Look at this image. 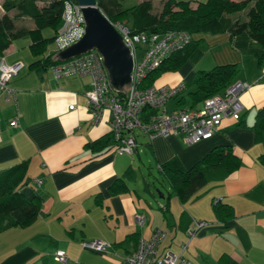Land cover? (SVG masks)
Segmentation results:
<instances>
[{
    "label": "crops",
    "instance_id": "1",
    "mask_svg": "<svg viewBox=\"0 0 264 264\" xmlns=\"http://www.w3.org/2000/svg\"><path fill=\"white\" fill-rule=\"evenodd\" d=\"M4 1L0 0V16ZM44 1L35 4L42 7L49 2ZM17 13L16 8L8 11L16 28L36 27L31 17ZM40 33L44 38L54 35L50 27ZM202 38L179 68L162 73L154 85H184L166 105L173 110L187 99L190 102L187 94L194 86L188 84L197 71L236 63L235 80L249 84L240 95L239 120L226 117L213 135L193 143L181 135L149 140L135 131L137 146L131 155L114 151L113 138L99 151L87 146L111 134L107 121L93 122L87 110L90 76L57 78L49 67L33 70V37L11 39L0 52V59L4 56V62L17 70L7 82L12 92L0 91V171L26 161V180L43 200L30 225L0 233V264H118L134 251L139 238H149L155 228L164 231L158 255L180 254L187 264H264V132L257 135L252 127L256 112L264 106V59L258 64L256 56L264 50L246 31L234 36L227 31L206 33ZM47 49L48 45L44 56L63 57L56 45ZM181 97L184 103H179ZM13 120L16 126L10 124ZM220 145L231 148L239 166L224 179L197 189L187 202L172 194L164 210L169 187L163 181V197L159 193L157 197L153 169L159 172L160 164L171 158L189 168ZM215 201L228 204L233 216L218 219ZM137 214L145 218L142 225ZM200 221L206 225L197 228ZM93 239L110 247L101 253L81 246ZM58 249L65 251L67 261L55 260Z\"/></svg>",
    "mask_w": 264,
    "mask_h": 264
},
{
    "label": "trees",
    "instance_id": "2",
    "mask_svg": "<svg viewBox=\"0 0 264 264\" xmlns=\"http://www.w3.org/2000/svg\"><path fill=\"white\" fill-rule=\"evenodd\" d=\"M35 1L5 0L3 2L4 13L0 16V52L9 45L12 38L29 34L33 37L31 50L36 57L30 68L40 71L60 61L53 59L51 55L44 56V53L62 23L64 0H49L42 7H38ZM161 1L160 10L154 11L151 0H141L129 7H122L120 0H96L97 6L110 22H123L133 33L183 30L190 34L191 40L184 48L171 54L156 69L149 72L141 83L144 87L154 85L155 80L162 73L179 68L202 41V35L206 33L216 34L227 31L230 36H234L246 31L253 43L264 50V0H198L195 7L192 6L193 0ZM12 8L18 10L17 15L31 17L36 27L32 30L16 28L13 18L8 15V11ZM242 12L245 13L244 18L235 16ZM44 27L53 29L54 35L44 38L40 33ZM256 56L258 64H261L264 51L257 53ZM238 69L236 63H226L215 65L208 70L197 71L191 84H188L194 86V89L187 94L190 99L189 107L197 108L195 106L203 99L222 93L235 80ZM184 101V97L179 99V103ZM144 111L146 116L150 109L145 108ZM252 127L257 135L264 132V106L256 112ZM110 139H112L111 134L90 142L87 146L99 151L106 147ZM263 158L264 153L261 156L262 161ZM238 166L239 160L228 145L212 148L189 168L183 167L177 158L161 163L160 177L169 187L163 209H167L172 194L179 201L187 202L197 189L209 181L224 179ZM26 172V161L0 171V233L12 227L30 225L40 212L43 197L28 184ZM154 188L159 190V194H164L160 187L154 185ZM213 210L220 220L233 216L231 207L220 201L213 203Z\"/></svg>",
    "mask_w": 264,
    "mask_h": 264
},
{
    "label": "built area",
    "instance_id": "3",
    "mask_svg": "<svg viewBox=\"0 0 264 264\" xmlns=\"http://www.w3.org/2000/svg\"><path fill=\"white\" fill-rule=\"evenodd\" d=\"M110 23L120 34L132 57L130 84L124 92H118L111 86L103 56L95 49L60 60L49 68L57 78L74 74L90 76V87L85 93L88 100L87 110L93 122L102 119L107 121L114 140V151L133 154L137 146L135 131L144 134L149 140L158 136L181 135L186 142L193 143L213 135L224 118L239 119L243 109L240 95L249 87L246 81H232L222 93L203 99L199 108L181 106L173 110H167L166 105L183 90L182 83L147 87L141 85L149 72L189 43V33L183 30L133 33L123 22ZM84 33L82 5L76 0H64L62 23L54 38L57 50L71 46ZM16 73V68L6 64L4 56H1L0 91L12 92L7 82ZM73 107V104L69 105V109ZM145 108L150 109L146 116ZM10 124L16 126L17 122L13 120ZM36 182L40 185L42 180L38 179ZM135 219L140 225L145 220L142 214H137ZM204 225V221L196 223L197 228ZM188 234L192 235L194 231L188 230ZM163 236V229L155 228L149 238H139L134 251L118 264H187V260L180 254L166 251L158 255ZM81 246L104 253L110 244L101 239H93L82 241ZM54 258L59 262L67 261L66 253L62 249L56 250Z\"/></svg>",
    "mask_w": 264,
    "mask_h": 264
},
{
    "label": "water",
    "instance_id": "4",
    "mask_svg": "<svg viewBox=\"0 0 264 264\" xmlns=\"http://www.w3.org/2000/svg\"><path fill=\"white\" fill-rule=\"evenodd\" d=\"M82 5L85 33L80 40L61 50L65 60L95 49L103 56L111 86L124 92L130 84L132 57L120 34L96 4V0H76ZM159 192V190H157ZM163 197V195L159 194Z\"/></svg>",
    "mask_w": 264,
    "mask_h": 264
},
{
    "label": "rangeland",
    "instance_id": "5",
    "mask_svg": "<svg viewBox=\"0 0 264 264\" xmlns=\"http://www.w3.org/2000/svg\"><path fill=\"white\" fill-rule=\"evenodd\" d=\"M139 1H141V0H120V3H121L122 7H129V6L133 5V4H136ZM151 1H152V4H153L154 11L160 10L161 5H162V1L161 0H151ZM39 2L40 3H42V2L45 3L44 0H39ZM193 2H194V4L196 3L195 1H193ZM194 4H192V6L195 7L196 5H194ZM235 16H239L240 18H244L245 17V13L242 12V13L236 14ZM55 45H56L55 42L53 43V41H52L48 45L47 51L50 48L55 49ZM189 104H190V102L187 99L186 102L183 104V106L186 107L187 105L189 106ZM174 106H175V104H174ZM153 175L155 176V179L152 178L151 181H154L156 186H158V187H160L162 189L163 180L161 179V177L159 176V172L155 168L153 169ZM137 183H138V187H142V182H141L140 178L138 179ZM155 191H156L155 194L158 197V191L157 190H155Z\"/></svg>",
    "mask_w": 264,
    "mask_h": 264
}]
</instances>
